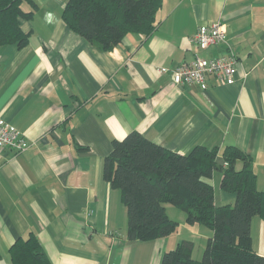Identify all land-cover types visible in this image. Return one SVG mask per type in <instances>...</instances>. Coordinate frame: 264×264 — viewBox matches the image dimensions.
I'll list each match as a JSON object with an SVG mask.
<instances>
[{
    "label": "crops",
    "instance_id": "0c3cea01",
    "mask_svg": "<svg viewBox=\"0 0 264 264\" xmlns=\"http://www.w3.org/2000/svg\"><path fill=\"white\" fill-rule=\"evenodd\" d=\"M34 1L23 3L34 10L21 18L27 43L0 45V118L28 143L20 152L0 149V264H14L12 244L30 233L53 264H161L183 239L195 242L200 259L207 241L197 244L185 212L170 203L169 216L192 236L128 238L127 208L103 176L104 158L133 130L180 153L217 148L223 165L224 149L237 145L251 156L264 191V0H163L152 35L130 33L110 50L67 25L68 0ZM216 21L225 24L227 42L206 49L191 42ZM230 53L238 59L232 83L214 75L206 87L173 82L181 63ZM221 178L216 171L215 202L233 204L236 194L221 188ZM252 237L264 255L260 216Z\"/></svg>",
    "mask_w": 264,
    "mask_h": 264
},
{
    "label": "trees",
    "instance_id": "16d2710c",
    "mask_svg": "<svg viewBox=\"0 0 264 264\" xmlns=\"http://www.w3.org/2000/svg\"><path fill=\"white\" fill-rule=\"evenodd\" d=\"M34 0H0V45H24L29 33L21 18H31L23 3ZM163 0H68L63 19L76 33L101 50L117 46L130 33L152 35ZM218 149L195 146L180 153L133 130L115 139L104 158L103 176L121 191L127 208L128 238L152 240L177 231L179 221L169 216L170 203L185 212L190 224L212 230L203 255L193 257L195 242L183 239L164 252L161 264H264L253 248L252 221L264 219V191L257 187L251 156L237 145L227 146L219 163ZM243 162L237 169L236 163ZM222 172L221 188L236 194L233 204L217 205L213 175ZM14 264H53L35 233L18 238L10 248Z\"/></svg>",
    "mask_w": 264,
    "mask_h": 264
},
{
    "label": "built area",
    "instance_id": "2783aa9c",
    "mask_svg": "<svg viewBox=\"0 0 264 264\" xmlns=\"http://www.w3.org/2000/svg\"><path fill=\"white\" fill-rule=\"evenodd\" d=\"M228 33L224 23L216 21L210 25L199 27L190 38L191 42L200 48L227 42ZM237 57L230 53L218 57H203L197 55L192 61L184 62L175 67L172 79L176 86L199 84L206 87V79L214 75L219 79L232 83L237 72ZM28 146L27 139L15 126L0 118V149L11 148L18 152ZM224 165H228L225 161Z\"/></svg>",
    "mask_w": 264,
    "mask_h": 264
},
{
    "label": "rangeland",
    "instance_id": "374dc122",
    "mask_svg": "<svg viewBox=\"0 0 264 264\" xmlns=\"http://www.w3.org/2000/svg\"><path fill=\"white\" fill-rule=\"evenodd\" d=\"M177 209V211H182L180 210L179 208H175ZM187 222V221H186ZM188 223V222H187ZM189 225H187V227H190L192 229L193 227V235L196 239H197V244H203V242L205 241H208V237H205V239H203V232H208V234L212 231L208 226L204 225V224H200V223H194L195 225L193 224H190L188 223ZM180 230V231H179ZM177 231H179L180 233H185V234H190V232L188 231H185V228H183L180 223H179V226H178V229ZM212 233V232H211ZM210 233V234H211ZM192 236V235H191ZM207 236V235H206ZM211 236V235H210Z\"/></svg>",
    "mask_w": 264,
    "mask_h": 264
}]
</instances>
